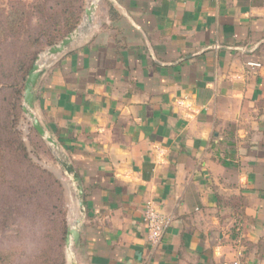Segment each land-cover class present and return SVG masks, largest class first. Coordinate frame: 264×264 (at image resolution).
<instances>
[{
  "label": "crops",
  "instance_id": "obj_1",
  "mask_svg": "<svg viewBox=\"0 0 264 264\" xmlns=\"http://www.w3.org/2000/svg\"><path fill=\"white\" fill-rule=\"evenodd\" d=\"M92 22L32 109L82 188L78 264H264V0H102Z\"/></svg>",
  "mask_w": 264,
  "mask_h": 264
},
{
  "label": "rangeland",
  "instance_id": "obj_2",
  "mask_svg": "<svg viewBox=\"0 0 264 264\" xmlns=\"http://www.w3.org/2000/svg\"><path fill=\"white\" fill-rule=\"evenodd\" d=\"M22 1L0 0V26H4L5 17L11 7L17 6ZM24 1L29 2L31 0ZM90 2L91 0H83L82 16L79 24L73 30L83 29L79 35H83L85 32L88 33L93 27V22L91 25L82 26L84 22V8ZM101 3L102 0H99L98 6ZM30 19L32 22L34 21L33 18ZM10 37L0 44V55L2 63L6 64L8 61L11 72H14L15 65L11 61L16 52L15 48L10 44ZM1 39L3 40L2 36H0ZM49 46H46L37 56L44 53ZM23 83L21 84L22 92ZM11 102H14L12 91L11 89L4 88L0 92V135L2 139L11 141L13 144H17L19 141V150L25 156L20 151H13L12 155H18V161L22 159L25 162L23 161L19 165L20 171L14 174L13 177L15 184L20 188L19 195L13 194L14 197H11L8 201L9 203H7L5 200L7 194L5 193L4 196L0 192V207L3 208L7 204L13 207L9 212L11 213L10 219L3 220L1 218L6 210L0 213V251L9 252L10 263L8 264H23L32 259L33 262L30 264H39L40 255L43 250L49 251L51 248L50 255L53 254L52 250L54 252L59 250L60 220L64 218L67 229V224L70 223L71 219V210H75V187L71 185V181L68 180V176L65 174V166L69 165V159L56 138L58 147L52 149L43 137L30 126L23 110H21V118L15 126L19 135L18 139L17 135H14L16 133L12 131L14 128L7 126L6 121L10 120V117L12 118L10 116L9 105ZM75 248L73 249L74 253ZM64 251L63 244L61 253L64 258V264H67Z\"/></svg>",
  "mask_w": 264,
  "mask_h": 264
},
{
  "label": "trees",
  "instance_id": "obj_3",
  "mask_svg": "<svg viewBox=\"0 0 264 264\" xmlns=\"http://www.w3.org/2000/svg\"><path fill=\"white\" fill-rule=\"evenodd\" d=\"M83 11V0H31L29 2L22 1L17 6L11 7L4 20V26H0V44L10 37L9 41L15 48L14 62L15 71L11 72L10 64L7 61L3 64L0 55V92L4 88L11 89L14 95V102L10 105V120L6 121L7 126L12 129L14 135L18 132L15 129L16 123L21 118V100L22 86L25 76L31 67L37 54L46 46L52 45L68 35L79 24ZM111 17L115 16L113 9H110ZM30 18H33L32 22ZM1 51V49H0ZM16 139V140H17ZM19 141L13 144L11 141H6L0 135V192L7 194L5 200L9 203V199L14 195H19L20 188L13 180L14 174L19 173L21 163L24 160L18 161V155L13 156V151L19 150ZM6 149H9L6 151ZM21 152V151H20ZM23 156V152H21ZM25 162V161H24ZM18 163V166H17ZM0 193V195H1ZM14 194V195H13ZM12 205H4L0 207V213L3 210L5 214L2 219H10ZM61 226L59 231V250L53 251L50 255L48 250H43L39 264H64V258L61 253L66 236V223L64 218L60 220ZM0 251V264H8L9 252ZM9 261V262H8ZM31 261L23 264H30Z\"/></svg>",
  "mask_w": 264,
  "mask_h": 264
},
{
  "label": "water",
  "instance_id": "obj_4",
  "mask_svg": "<svg viewBox=\"0 0 264 264\" xmlns=\"http://www.w3.org/2000/svg\"><path fill=\"white\" fill-rule=\"evenodd\" d=\"M98 2L99 0H91L90 4L85 6L83 20L84 22L82 24L83 27L92 24V16L94 15L98 7ZM82 30L83 29L73 31L58 43L49 46L44 53L38 55L35 61L32 63L31 67L29 68L23 83V113L30 126H32L41 137H43V139L52 147V149L58 147L57 140H55V138L50 134V132L40 124L39 120L35 117L32 111L34 101V89L40 75L44 72V70L49 67L50 63L48 61L63 54L67 50V48L77 39ZM65 167V174L68 176V180L71 181V185L75 187V210L79 215H81L83 213L82 188L79 179L73 174L72 166L70 165V163ZM79 225L80 218L74 220L73 223L70 222L67 224L66 236L64 241V255L67 264H78L73 249L78 245L79 242Z\"/></svg>",
  "mask_w": 264,
  "mask_h": 264
},
{
  "label": "built area",
  "instance_id": "obj_5",
  "mask_svg": "<svg viewBox=\"0 0 264 264\" xmlns=\"http://www.w3.org/2000/svg\"><path fill=\"white\" fill-rule=\"evenodd\" d=\"M142 221L148 232L149 242L151 244H158L167 229L169 220L159 211L155 200L148 199L145 201ZM233 264H238V262L235 261Z\"/></svg>",
  "mask_w": 264,
  "mask_h": 264
}]
</instances>
